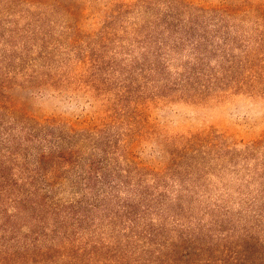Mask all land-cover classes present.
Masks as SVG:
<instances>
[{
    "label": "rangeland",
    "instance_id": "rangeland-1",
    "mask_svg": "<svg viewBox=\"0 0 264 264\" xmlns=\"http://www.w3.org/2000/svg\"><path fill=\"white\" fill-rule=\"evenodd\" d=\"M220 36L248 82L194 89L192 48L215 65ZM0 100L6 124L76 155L42 191L52 249L24 264H220L264 245V0H0Z\"/></svg>",
    "mask_w": 264,
    "mask_h": 264
},
{
    "label": "trees",
    "instance_id": "trees-1",
    "mask_svg": "<svg viewBox=\"0 0 264 264\" xmlns=\"http://www.w3.org/2000/svg\"><path fill=\"white\" fill-rule=\"evenodd\" d=\"M216 43H211L209 50L217 56L216 64L211 66L205 63L208 56H197L196 50L201 43L195 46L196 41L192 42L195 46L192 48L194 62H188L186 70H190L189 79L195 85L194 89L219 92L234 87L244 88L248 82L247 74L251 72L250 66L245 61L231 58L227 49L229 38L220 36ZM1 107L5 106L0 104ZM18 125L14 122L6 124L0 117V264H24L34 256H45L52 249L42 240L52 241L51 235L59 233V226L49 231L39 227L46 223L42 203L48 197L44 193L49 192V188L60 179V170L76 160L73 147L61 144L64 142L62 134L55 135L52 128H45L47 131L42 134L41 126ZM50 162L54 164L48 169ZM86 179H91V176L81 177V180ZM81 180L74 185L78 186ZM24 226H27L26 231H22ZM197 250L194 249L195 252ZM159 260L165 264L169 257L163 255ZM219 262L264 264V245L256 240L251 244L245 242L241 249H230Z\"/></svg>",
    "mask_w": 264,
    "mask_h": 264
}]
</instances>
